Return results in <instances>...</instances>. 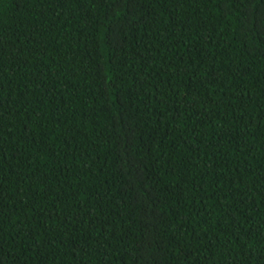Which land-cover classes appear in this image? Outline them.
I'll return each mask as SVG.
<instances>
[{"label": "trees", "instance_id": "obj_1", "mask_svg": "<svg viewBox=\"0 0 264 264\" xmlns=\"http://www.w3.org/2000/svg\"><path fill=\"white\" fill-rule=\"evenodd\" d=\"M0 264H264V0H0Z\"/></svg>", "mask_w": 264, "mask_h": 264}]
</instances>
